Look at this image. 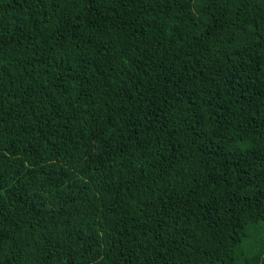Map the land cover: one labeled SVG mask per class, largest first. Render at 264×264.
I'll list each match as a JSON object with an SVG mask.
<instances>
[{"label":"trees","instance_id":"trees-1","mask_svg":"<svg viewBox=\"0 0 264 264\" xmlns=\"http://www.w3.org/2000/svg\"><path fill=\"white\" fill-rule=\"evenodd\" d=\"M0 264H264V0H0Z\"/></svg>","mask_w":264,"mask_h":264}]
</instances>
